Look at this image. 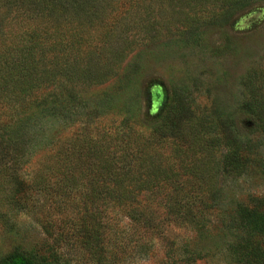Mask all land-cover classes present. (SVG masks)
<instances>
[{"label":"trees","instance_id":"obj_1","mask_svg":"<svg viewBox=\"0 0 264 264\" xmlns=\"http://www.w3.org/2000/svg\"><path fill=\"white\" fill-rule=\"evenodd\" d=\"M254 2L0 0V210L28 216L41 234L30 244L18 240L0 264H67L71 251L104 264L108 238L118 234L113 217L156 235L161 224L201 231L213 216L232 235L225 248L235 264H264V197L223 209L220 184L250 168L264 179L263 72L245 73L238 107L224 114L178 86L144 112L150 95L136 83L130 111L74 121L57 114L63 101L50 92L74 102L77 87L109 82L136 49L229 24ZM60 118L71 128L52 137L22 176L18 158L33 129ZM113 242L122 256L126 244Z\"/></svg>","mask_w":264,"mask_h":264},{"label":"rangeland","instance_id":"obj_2","mask_svg":"<svg viewBox=\"0 0 264 264\" xmlns=\"http://www.w3.org/2000/svg\"><path fill=\"white\" fill-rule=\"evenodd\" d=\"M255 2L249 10L234 12L229 24L203 26L190 35L178 34L163 48L147 47L142 53L136 49L121 63L117 75L109 82L88 89L77 87L74 102L65 101L66 93L52 88L51 93L57 91L61 95L55 98L63 101L57 114L71 116L68 118L74 121L112 120L117 113L121 115L133 108L131 96L136 83L150 95L149 107L141 105L144 112L151 111L154 101L167 98L174 86L184 88L196 102L217 108L221 114L235 111L242 96L241 82L245 73L255 69L264 73V0ZM139 62L142 64L140 70L135 66ZM132 74H137L132 76L136 79L133 85L128 82ZM155 93L157 96L153 97ZM60 119H43L33 129L27 153L18 158L22 176H30L34 162L52 137L71 128L65 119ZM4 121L6 119L1 118L0 125ZM15 122L14 118L12 123ZM256 136L252 138L259 137ZM220 184L223 209L234 202L247 203L254 196L264 197V179L255 168L248 169L239 178H225ZM218 217H209L201 231L188 225L161 224L163 230L156 235L113 217L111 225L118 234H115L116 240L108 238L104 264H235L225 248L232 235L223 231L222 217ZM0 219L3 220L0 223V255L20 239L30 244L41 237L37 225L24 214L1 209ZM113 241L126 244L122 256L115 254ZM67 262L93 264L92 260L74 251L69 253Z\"/></svg>","mask_w":264,"mask_h":264}]
</instances>
